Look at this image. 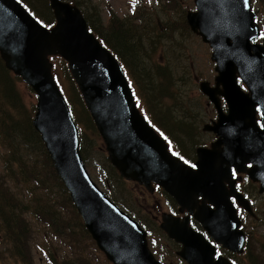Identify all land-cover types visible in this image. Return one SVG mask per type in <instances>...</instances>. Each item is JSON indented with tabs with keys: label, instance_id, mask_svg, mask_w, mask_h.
Masks as SVG:
<instances>
[{
	"label": "water",
	"instance_id": "95a60500",
	"mask_svg": "<svg viewBox=\"0 0 264 264\" xmlns=\"http://www.w3.org/2000/svg\"><path fill=\"white\" fill-rule=\"evenodd\" d=\"M49 1L55 24L48 28L18 0H0L1 58L36 93L34 128L99 249L113 264H161L148 246L145 229L92 179L51 57L61 56L67 61L108 158L120 175L145 184L149 190L153 183L162 186L182 209L194 212L197 207L206 226L208 221L215 228L214 219L219 214H210L205 201L222 208V198L214 186L231 165L253 163L249 175L264 185V164L258 166V153L264 162V37L260 43L261 29L252 1L195 0L197 10L187 15L192 30L212 47L217 71L215 84L203 81L201 90L218 111V120L206 123L203 129L215 132L218 139L211 149H198L195 168L173 155L165 139L147 121L121 62L90 30L81 9L68 1ZM239 77L249 92L242 89ZM221 96L228 112L222 107ZM221 144L226 145L223 151L227 154L217 150ZM201 195L206 199L198 206ZM163 226L176 238L171 226ZM182 227L187 230L188 223ZM176 239L185 244L181 255L189 264H227L225 260L213 261V248L207 242L195 245L193 231Z\"/></svg>",
	"mask_w": 264,
	"mask_h": 264
},
{
	"label": "rangeland",
	"instance_id": "374dc122",
	"mask_svg": "<svg viewBox=\"0 0 264 264\" xmlns=\"http://www.w3.org/2000/svg\"><path fill=\"white\" fill-rule=\"evenodd\" d=\"M19 1L37 17L32 9L37 4L36 0H33V2L25 0L26 3L24 0ZM64 1L72 3L71 0ZM86 1L95 7L92 10H98L99 12L101 20L99 28L107 31L114 26L110 24L114 19L116 23L121 24L127 30V33H135L133 36L128 34L129 43L132 42V45L135 46L140 42L138 65L133 72H130L131 76H128L140 108L148 112L150 117L155 116L156 119L163 120L161 114H166L169 117H166L168 122L174 125L175 132L177 129L180 130V133L182 131L194 132V130H199V140L203 137H208L209 140L213 139L212 133L204 131L203 127L206 123H211L210 119L213 114V117L216 118L217 112L208 96L201 90V82L209 81L212 86L215 84L216 63L211 58L212 48L210 45L203 41L200 34L192 30L188 22V13L196 10L195 0ZM39 2L47 7L50 5L49 0H39ZM252 2L258 10L259 20H261L264 30V0H252ZM77 6L83 11L84 15V5ZM124 20L127 23L123 22ZM104 35L108 36L106 33ZM122 35L123 33L120 32L112 39L110 38L109 45L102 37V39H99L110 51L113 49L118 51L129 64L133 65V58L131 53H128L126 44L123 43L126 39ZM51 60L56 80L69 104L71 106L73 104L77 120L80 121L79 129L82 130L80 132H84L85 162L93 180L107 193L111 200L113 199L123 209L129 210L130 213H137L142 220L144 215L151 216L149 212H152V215H156L159 219L157 208L161 205V211L168 210L165 195L161 191L152 194L145 184L118 176L119 171L115 166L113 167L118 174L112 170L102 137L91 130V127L87 125V121L82 119L87 113V108L84 102H78V89L76 90L77 86L72 81L73 78L70 76L71 72L67 62L60 56H53ZM166 69L169 71L167 76L164 77L161 71ZM7 70L14 76V79H19L11 70ZM2 76L5 81L0 79V91L4 87L10 100L21 111L23 108L34 117L33 112L34 107L36 111L37 98L33 89L27 86L22 79L13 80L10 75L5 73L0 64V78ZM16 115V119H27L26 113L22 111L19 114L16 107L0 96V120H7L11 117L15 119ZM146 118L151 124H154L148 117ZM165 125L168 126L166 123ZM3 129H5L3 123L0 122V134L2 135L0 138V177L6 180L5 186H10L12 181L9 177H12L16 169L15 167L11 169L9 163L4 159L5 149L1 145L7 144L8 141L16 145V132L9 129L7 131L8 135L5 137L1 132ZM24 135L25 132L23 131L22 137ZM176 135L180 136L181 134ZM178 138L182 139L181 137ZM7 153V157L12 159L9 151ZM18 154L23 159L16 163L19 168L22 167L23 161H26L30 168H35L38 172V175L34 177L35 179H45V167L41 164V161L35 163L39 158L37 154L30 153L25 149H20ZM18 189L22 196L27 192L23 187ZM54 197L57 199L56 203L60 214H63L70 223H77L79 220L73 210L74 207L69 201L63 200L64 193L59 194L55 191ZM25 217L32 222L34 227V238L31 244L33 264H52L48 260V249L51 247L58 249L56 251L58 264L66 261L65 259L74 260L77 257L85 258L86 256L95 264H113L99 249L91 235V238L85 235L82 236L81 243H75L70 247L64 238L52 234L44 223H40V221H37V223L29 213L25 214ZM76 234L81 236L79 232H76ZM159 234L163 237L165 243L171 242L161 232ZM8 247L7 243L0 240V264H16L15 259L10 257L11 253L8 251ZM157 255L159 256V251ZM175 260L178 264H181L178 259Z\"/></svg>",
	"mask_w": 264,
	"mask_h": 264
},
{
	"label": "flooded vegetation",
	"instance_id": "af4514ba",
	"mask_svg": "<svg viewBox=\"0 0 264 264\" xmlns=\"http://www.w3.org/2000/svg\"><path fill=\"white\" fill-rule=\"evenodd\" d=\"M252 6L258 15V20L259 13L253 2ZM239 82L242 89L248 91L247 85L241 80ZM223 105L225 111H228L227 105ZM161 115L163 120L159 118L157 120L155 116L152 117L156 122V124H153L154 127L165 138L170 151L195 168V164L199 160L198 149L200 147L211 149L218 139L216 133L204 130L211 132L214 140H209L208 137L199 140V130H194V132L182 131L180 133V130L177 129L175 132L174 125L168 122L166 118L168 116L166 114V116ZM213 116L210 119L211 123L218 120V113H216V118ZM257 117L259 120L262 119L259 108ZM176 134L181 135L177 136ZM224 148H227L226 145L221 144V149L217 147V150L227 154V150L223 151ZM262 156L261 153H258V166L264 164ZM253 166L254 164L251 162L237 167L231 165L230 171L225 172L223 180L214 186L215 192L222 198V208L219 209L215 202L206 199L203 195L199 196L198 206L204 204L203 200L205 198L209 213L212 215L219 214V217L214 219L215 228H211L208 221V227L206 226L204 216L198 211L197 207L194 212L189 211L187 208L182 209L177 200L162 186L153 184L151 190L147 188L152 194L161 191L165 195L168 210L161 211V205L158 208L156 207L159 219L156 215H152V212H149L151 216L144 215L143 220L137 213L129 214L146 230L148 245L155 258L161 264H178L175 259H178L181 264H189L181 255L185 244L176 238L183 237L185 232L193 231L195 245L207 242L213 248L212 259L214 262L225 260L227 264H264V190H261L264 185L261 181H255L250 177L249 170ZM165 214L171 217H166V220L164 219ZM186 222L189 227L187 230L182 227V225L186 226ZM163 225L171 226L170 229L174 230L173 234L176 235V238L172 237ZM224 228H228V230L223 231ZM160 232L171 242L165 243L163 237L159 234ZM206 249L210 252L209 247H206ZM158 251L159 256L157 255Z\"/></svg>",
	"mask_w": 264,
	"mask_h": 264
},
{
	"label": "trees",
	"instance_id": "16d2710c",
	"mask_svg": "<svg viewBox=\"0 0 264 264\" xmlns=\"http://www.w3.org/2000/svg\"><path fill=\"white\" fill-rule=\"evenodd\" d=\"M31 2H33V0H31ZM36 2L37 4L34 5L32 9L34 10V13L37 15V17H39L43 22H46L48 24H53L55 22V17L51 6L48 5L47 7L46 5L40 3L39 0H36ZM71 2L79 6L84 5V15L88 21L90 30H92L100 39L103 38V40H105L108 45L110 43V38L112 39L113 36L118 35L120 32L123 33L122 36L123 38L126 39V41H124L123 43L126 44L128 53H131L134 64L133 65L129 64L125 60L124 56H122L121 53H119L118 51L113 49L114 51L112 50V52L117 56V58L121 61L122 64L124 63L123 66L124 65L126 66V68L125 66L124 68L128 76H131L130 72H133L138 65L140 42L138 43V45L135 46L132 45V42L129 43L128 34L133 36L135 33L133 32L132 34L127 33L126 32L127 30L121 24L116 23L114 19L110 23L114 26L108 29L107 31L103 30L99 28V26H101V20L98 10H92L95 9L94 6L88 4L86 0L84 1L71 0ZM40 4H42V6H40ZM123 22L127 23L126 20H124ZM104 33H106L108 36L106 37ZM128 46H130V48H128ZM0 64L5 70V73L10 75L13 80L18 81L21 79L18 76L17 77L19 79H14V76H12L10 71L6 69V66L3 60L1 59V57H0ZM168 71H169L168 69L162 70L161 73L164 77H166ZM137 74L139 75L138 71ZM0 79H2V81H5L3 76ZM72 81L73 83L75 82L74 79H72ZM74 85L77 86L76 82L74 83ZM77 89L78 87H76V90ZM0 96L8 100L9 103H11L14 107H16V109H18L19 111V114H21L23 111L27 115L26 120L16 119L17 115L15 116V119L14 118L12 119L11 117L7 120H3V121L0 120V122L3 123V126L5 128L1 130V132H3V135L5 137L8 135L7 131L9 129H12L13 131L16 132V145H14L11 141H8L7 144L4 143L1 145L3 149H5V153H3L4 159L9 163L11 169L15 167L16 170L15 173L12 175V177H9L10 181H12L10 183L11 184L10 186L9 185L5 186L6 180L0 177V184H1L0 240L9 245L8 251L11 253L10 257L15 259L16 264H33L31 244L34 238V227L32 225V222L25 217V214L27 213H29V215L36 222L40 221V223H44L47 226V228L50 230V232L54 234L56 237L64 238V240L70 245V247H72L75 243H79V242L81 243L82 236L85 235L89 238H91V236L85 227L82 217L77 211L75 205L72 203V199L70 197L69 191L65 187L63 181L60 179L54 168L53 162L50 158V155L46 149L44 142L42 141L41 135L33 126L32 123L33 117L30 114H28L25 109L22 108V105H21L22 108L21 111V109L17 105H15L13 101L10 100L4 87L2 91H0ZM77 99L79 103L84 102L79 89H78ZM71 108H72V112L74 113L75 119L78 125L80 126V121L77 120V117L73 110V104ZM142 111L146 117L150 118L151 121L154 124H156V122L152 118L153 116L150 117L148 112H145L144 110ZM34 113H35V107H34L33 116ZM82 119H85L87 121V125L91 127V130H93L95 133H98L100 135L88 109L86 115L83 116ZM23 131L25 132L24 137H22ZM80 131L82 130L80 129ZM79 134H80V149L83 158L85 160L86 159L84 155L85 136H84V132H79ZM1 136L2 135L0 134V138ZM20 149H25L26 151L30 153H35L39 156V158H37L35 163L37 164L38 161H41V164H43V166L45 167V176H46L45 179L42 180L35 179L34 177L38 175V172L35 170V168H30L26 161H23V165L21 168L17 166L16 163L19 160H23L20 158L18 154ZM8 151L12 159H9L7 157ZM110 165L112 166V170L116 174H118L117 170L113 167V165L111 163ZM118 176L121 175L118 174ZM19 187H23L25 191L27 190V192L23 196L20 190L18 189ZM55 191L58 192L59 194L64 193L63 200H67L70 202V204H72V206L74 207L73 210L74 212H76L79 220L77 223L75 224L70 223L65 219L63 214H60V212L58 211L59 210L58 205L56 203L57 199L54 197ZM125 210L130 213L129 210L127 209ZM76 232H79L81 236H77ZM1 244L3 245V243ZM56 251H58L57 248L51 247L48 249V260H50L52 264H58L57 261L58 255L56 254ZM65 260L66 261H63L61 264H75L76 262H77L76 264H95L93 261L87 258V256L85 258L77 257L74 260L71 259H65Z\"/></svg>",
	"mask_w": 264,
	"mask_h": 264
}]
</instances>
